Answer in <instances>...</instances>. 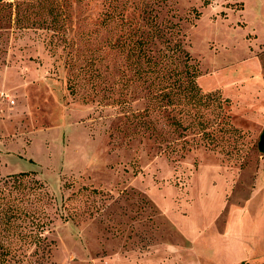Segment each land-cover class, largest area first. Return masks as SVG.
<instances>
[{"label":"rangeland","instance_id":"374dc122","mask_svg":"<svg viewBox=\"0 0 264 264\" xmlns=\"http://www.w3.org/2000/svg\"><path fill=\"white\" fill-rule=\"evenodd\" d=\"M148 20L229 100L223 140L193 108L158 139L132 121ZM263 132L264 0H0V178L34 173L20 205L41 217L20 264H264Z\"/></svg>","mask_w":264,"mask_h":264},{"label":"trees","instance_id":"16d2710c","mask_svg":"<svg viewBox=\"0 0 264 264\" xmlns=\"http://www.w3.org/2000/svg\"><path fill=\"white\" fill-rule=\"evenodd\" d=\"M149 17L155 16L149 15ZM148 25V33H140L138 29L134 31L135 40L131 41L134 42L133 48H136L138 57L146 66L144 69L137 70L136 74L140 81L147 84L145 108L137 115L132 114V121L151 130L153 134L150 136L158 139L163 135L158 133L156 125L159 122L172 119L171 125L175 129H187L188 126L183 127L182 118H171L167 115H170L172 111L181 116L188 115L193 108V120L197 121L195 125L199 126L204 137H213L216 132L222 133V140L229 136L234 131L225 111L229 100L223 99L216 91L204 94L197 84L199 70L191 63L190 54L180 42L172 43L170 38H167V33L155 23V20H148ZM172 27L173 25L170 28ZM157 40L163 44V49L159 51L152 49L156 46ZM154 52L157 54H153ZM212 103L216 104L219 110L218 115L223 114L220 117L219 128L208 133L206 123L198 119L203 116L201 109L209 108ZM164 140L165 138L161 141ZM185 145L189 143L184 141L177 153L186 150ZM180 156L183 157V154ZM30 175L34 173L23 172L0 178V264H20L24 246L41 239L36 231L41 224L40 215L36 212L27 214L20 205L25 197L23 180ZM35 183L37 184V181ZM41 187L43 185L38 182L37 188ZM27 218H29L28 223L25 222Z\"/></svg>","mask_w":264,"mask_h":264},{"label":"water","instance_id":"95a60500","mask_svg":"<svg viewBox=\"0 0 264 264\" xmlns=\"http://www.w3.org/2000/svg\"><path fill=\"white\" fill-rule=\"evenodd\" d=\"M258 149H259V151H260L262 154H264V132H263V134L261 135L260 140H259V142H258Z\"/></svg>","mask_w":264,"mask_h":264}]
</instances>
